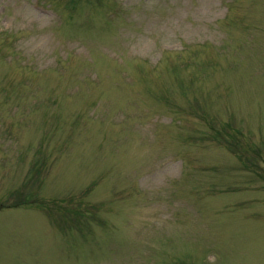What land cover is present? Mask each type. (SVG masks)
<instances>
[{"label": "rangeland", "instance_id": "1", "mask_svg": "<svg viewBox=\"0 0 264 264\" xmlns=\"http://www.w3.org/2000/svg\"><path fill=\"white\" fill-rule=\"evenodd\" d=\"M118 1L0 0V264H264V0Z\"/></svg>", "mask_w": 264, "mask_h": 264}]
</instances>
